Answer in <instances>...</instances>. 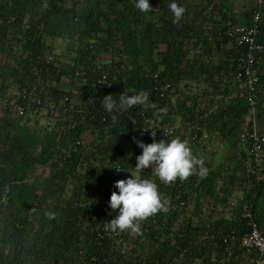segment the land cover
Segmentation results:
<instances>
[{"label":"trees","instance_id":"trees-1","mask_svg":"<svg viewBox=\"0 0 264 264\" xmlns=\"http://www.w3.org/2000/svg\"><path fill=\"white\" fill-rule=\"evenodd\" d=\"M150 2L153 11L143 13L134 0H0V264L259 258L242 239L247 209L264 235V151L256 156L242 141L252 106L236 80L240 50L225 44L228 31L252 24L257 4L237 12L230 0H178L186 13L175 23L171 0ZM260 30L264 40V18ZM257 71L260 119L264 56ZM143 91L157 108L103 106L104 96L118 102L123 92ZM162 107L167 114L157 121ZM153 125L174 127L157 141L186 139L195 155L214 136L232 154L217 168L210 155L206 176L197 169L163 183L152 168L135 169L143 150L133 136ZM115 167L126 179L154 180L169 202L141 222V233L104 229L112 216L103 179Z\"/></svg>","mask_w":264,"mask_h":264},{"label":"clouds","instance_id":"clouds-1","mask_svg":"<svg viewBox=\"0 0 264 264\" xmlns=\"http://www.w3.org/2000/svg\"><path fill=\"white\" fill-rule=\"evenodd\" d=\"M135 7L143 13L153 11L150 0H134ZM169 8L173 14V22L178 23L186 13V8L178 0H171ZM157 108L156 104L150 100V94L146 91L129 94L123 92L119 96V101L113 96L103 97V106L106 111L113 113L114 110H128L133 106ZM167 108H158L155 116L157 121L164 119ZM113 115V119H115ZM143 131L151 129L153 140L151 143L137 141L142 148V154L136 157L135 169L140 172L146 168H152L154 174L163 183H172L178 178L187 179L194 174L197 169L201 177L206 176L208 169L205 166L204 158L193 153V150L186 139L174 137L170 140L155 139L158 126L153 125ZM118 171L124 168H117ZM132 173V172H131ZM117 191H113L109 200L110 208L116 215L104 224L105 231L112 233H122L129 231L141 233V222L159 211H167L168 201L163 198L159 191L158 184L149 178H141L132 173L127 179H120L115 182ZM50 218H54V213H48Z\"/></svg>","mask_w":264,"mask_h":264},{"label":"built area","instance_id":"built-area-1","mask_svg":"<svg viewBox=\"0 0 264 264\" xmlns=\"http://www.w3.org/2000/svg\"><path fill=\"white\" fill-rule=\"evenodd\" d=\"M258 10L254 13L252 24L240 25L233 30L228 31L225 42L227 47H234L240 50V55L237 62L236 80L242 84V88L246 90L248 95V102L252 106L251 113L248 117V127L242 135V141L249 145L250 152L259 156L260 152L264 151V130L262 129V122L259 124L258 119V86L260 77L257 71V66L261 63L264 56V40L261 38L260 24L264 18V0H255ZM223 46H225L223 44ZM100 83H107L106 77L100 80ZM171 84H166L162 91L167 92L171 90ZM18 113L23 112L22 107L17 108ZM74 127V125H73ZM159 127V126H158ZM157 129V135L159 138L162 136H170L174 134V127L165 126ZM147 129V128H144ZM198 136L196 135L195 138ZM204 138H207L205 135ZM144 141L145 143H151L153 137L151 136V129L148 131L141 130L133 136V141L139 150H142L138 146L137 141ZM80 142H78V145ZM120 179H126L125 174L121 170H115L104 175L103 179V191L109 192L110 195L113 191L118 189L115 187V182ZM184 205V202L182 203ZM107 213L114 218L116 212H113L110 206L107 208ZM246 218H249L248 226L250 231L243 237V245L259 253V258L249 264H264V235L258 228L254 217L247 209Z\"/></svg>","mask_w":264,"mask_h":264},{"label":"rangeland","instance_id":"rangeland-1","mask_svg":"<svg viewBox=\"0 0 264 264\" xmlns=\"http://www.w3.org/2000/svg\"><path fill=\"white\" fill-rule=\"evenodd\" d=\"M230 1L233 3L234 9H236L237 12L243 11L246 8L250 9V7L254 6L253 0H230ZM238 21H239L238 22L239 24L245 23L243 14H240V13L238 14ZM105 58L108 59V57H105ZM44 116L45 115H43V118H44ZM260 119H258V122L260 124L261 121L263 120L261 126H262V129L264 130V115ZM39 120H42V119H39ZM176 125H179V120H178ZM206 135L208 138L209 137L208 134H206ZM207 138H205V139H207ZM207 142L209 143V145H207L208 149H205V148L201 149L202 153L207 156L206 159L204 160V162L206 163V162L212 161L213 165L217 168L219 161L222 160L221 161L222 163L225 162V160H223L225 155L226 156L231 155L232 153L227 151V148H226L224 142L221 141V139H219L217 136L213 137V140L211 143L208 141V139H207ZM210 155H212L213 159L209 158ZM198 156H200V155H198ZM210 159H211V161H210ZM236 189H237V191L239 190L237 198H240V199L238 201L237 198H235L236 200H233V201H234V203L236 202V204H238L240 202V200L242 199V190L243 189L240 187H237Z\"/></svg>","mask_w":264,"mask_h":264},{"label":"crops","instance_id":"crops-1","mask_svg":"<svg viewBox=\"0 0 264 264\" xmlns=\"http://www.w3.org/2000/svg\"><path fill=\"white\" fill-rule=\"evenodd\" d=\"M206 144H207V142H206ZM202 152H199V154L198 155H200ZM201 156V155H200Z\"/></svg>","mask_w":264,"mask_h":264}]
</instances>
